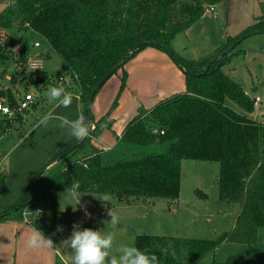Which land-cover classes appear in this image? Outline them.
Here are the masks:
<instances>
[{"label":"trees","instance_id":"trees-1","mask_svg":"<svg viewBox=\"0 0 264 264\" xmlns=\"http://www.w3.org/2000/svg\"><path fill=\"white\" fill-rule=\"evenodd\" d=\"M222 1L9 0L0 11V60H14L16 72H23L29 83L45 86L51 81L48 74L39 70L26 73L28 41L35 33L60 57L58 75L69 76L76 85L84 109L108 71L116 67L117 73L146 46L170 55L185 73L186 89L151 108L140 107L125 126L115 150L92 148L89 156L70 161L49 178L42 176L43 169L39 170L28 199L15 208L0 211V220L30 203L42 208V202H49V211L34 216L31 223L51 237L59 233L56 229L61 194L73 181L80 182V200L89 210L99 207L95 197L101 193L120 201L155 202L164 198L173 202L181 193L184 159L218 161V199L239 206L232 227L215 239L140 233L135 237V246L155 254L159 264H199L223 243L238 242L249 247L212 264H236L241 260L244 261L239 264H264V250L256 247L258 231L264 226V117H254L256 96L224 70L236 53L237 44L264 32V18H256L238 34L227 36L216 52L204 57H183L171 44L208 7ZM13 28L19 30L21 41L16 54L10 34ZM144 39L149 43L135 49ZM125 85L124 71L120 91ZM97 92L86 118L95 124L92 135L112 126L110 114L119 98L117 95L109 111L95 122L91 107ZM4 97L12 108L18 104L19 98L11 91L0 93L3 102ZM90 139L88 136L75 148L71 145L51 162L62 153L66 156L89 146ZM68 149L71 150L66 152ZM6 179V170L0 172V196ZM195 193L208 198L200 188ZM165 248L167 254L163 252Z\"/></svg>","mask_w":264,"mask_h":264},{"label":"rangeland","instance_id":"rangeland-1","mask_svg":"<svg viewBox=\"0 0 264 264\" xmlns=\"http://www.w3.org/2000/svg\"><path fill=\"white\" fill-rule=\"evenodd\" d=\"M9 0H0V11ZM214 10L206 12L187 31L179 33L171 42L173 48L183 57L199 58L213 54L226 41L227 36H234L242 29L252 24L256 18H264V0H223L217 3ZM218 15L215 17V14ZM14 46V54L17 53L21 44L20 33L17 28L10 30ZM40 41L41 46L35 47L33 43ZM29 54H36L43 58L44 69L42 71L51 77L50 83L45 86L30 82L24 78L23 72H16L15 62L12 59L0 60V93L4 95L11 91L20 98L27 93L34 92L37 101L33 106L24 111L17 110L13 116L0 113V172H7L6 186L0 197V209L15 208L20 202L24 203L30 196V186L39 170L43 169V177L49 178L70 161H74L78 151L70 152L62 157L58 156L50 166L46 167L49 161H43L42 157L50 150L51 158L59 154V144L63 139L62 133L58 131L59 121L49 122V127L36 128L37 122L48 113L55 115L54 106L56 102H49L46 96L48 87L59 86L60 82L70 80L67 75H58L61 67V59L57 53L49 46L47 41L35 33H31L28 41ZM228 64L224 66L232 78L241 82L246 90L252 95H260V101L256 102V110L259 119L264 115V32L255 33L242 40L234 50ZM221 56V54H219ZM16 56V55H15ZM30 69L26 64V73ZM37 71V70H33ZM16 75V80L11 78ZM67 84V83H66ZM254 87L256 89H254ZM4 103H7L4 97ZM1 101V99H0ZM3 102V101H2ZM17 108V105L15 109ZM256 116V117H257ZM92 136V134L90 135ZM29 147H33V153L27 152ZM65 148V147H64ZM162 147L161 150H164ZM115 150V148L113 149ZM46 151V152H45ZM61 152V151H60ZM63 152V151H62ZM21 157V158H20ZM51 160V159H49ZM220 171L218 161H207L197 159H184L182 168L181 193L178 202H170L168 199L157 198L155 207L150 203L151 213L143 214L145 208L141 205L131 204L126 201L116 200L112 197V205L107 204V208L112 206L119 217V224L115 230V240L111 253L119 255L122 246L135 245L136 234L147 230L151 234H164L175 236L199 237L215 239L222 232L229 230L233 225L234 217L239 212L237 203L227 205L218 199L217 177ZM32 177V178H31ZM31 178V179H29ZM200 188L208 194L204 199L196 195L195 189ZM168 202V204H166ZM153 203V202H152ZM127 205L129 208H127ZM177 212L174 209H177ZM13 206V207H12ZM25 207V206H24ZM36 207L32 204L31 208ZM41 207L46 213L51 208L49 202H42ZM84 204L70 197L64 196L59 203V226L64 231L58 233L62 240L68 238L73 226L72 216L83 217L85 224L83 228L101 230L102 232L112 231L104 221H110L111 217L106 215L105 208L99 201V207L90 210V218L85 215ZM22 208L14 212L22 214ZM63 210V211H61ZM74 213V214H73ZM89 213V212H88ZM95 214V215H94ZM143 228V229H140ZM146 228V229H145ZM141 230V231H138ZM249 246L244 243L226 242L215 251L209 253L199 264H212L216 261H225L230 255L246 250ZM256 247L264 250V226L258 231ZM57 248L62 250L61 244ZM63 254L68 257L71 250L63 246ZM47 249L31 251L22 248L19 256L14 254L12 261H4V264H13V260L23 263V259L28 264H56L52 250L47 253ZM36 252V256H35ZM47 258V259H46ZM237 262L239 264L243 262ZM57 264H64L58 260ZM69 264V260H68Z\"/></svg>","mask_w":264,"mask_h":264},{"label":"crops","instance_id":"crops-1","mask_svg":"<svg viewBox=\"0 0 264 264\" xmlns=\"http://www.w3.org/2000/svg\"><path fill=\"white\" fill-rule=\"evenodd\" d=\"M217 15L218 13L215 14V17ZM123 69H120L117 73H114L108 78V80L97 92L91 107L92 115L94 117V121L96 122L109 111L113 101L117 95H119L118 104L112 109L110 114V116L113 118L112 126L110 128H104L100 132L97 131L95 134H93L90 139L89 146L79 150L76 158L89 156L92 153V148H98L102 150V148L105 146L115 147L118 144L119 138L121 137L125 126L138 113L140 107L151 108L162 99L172 96L176 93H181L186 89V78L182 68L170 57L167 52L154 46H146L143 48L135 57L130 59L125 64ZM124 71L126 72V85L120 91ZM59 86H63L66 91H69L73 94V102L68 108L58 106L56 103L53 107L56 112L55 115L67 116L69 119H75L80 113L84 114V105L80 99L77 87L72 82V80H68L67 78L66 82H60ZM256 116L257 114L254 112V117L259 119L258 116ZM94 127L95 124L91 123L92 131ZM57 128L58 131H65L62 133L61 138L63 139L59 144V153L66 150L71 145L79 142L74 137H69L67 135L66 129H61L58 127V125ZM33 149V147H29V150L25 153L30 152L31 155V153H33ZM46 151L47 153L44 154L42 160L49 161L46 164V167H48L51 165V160L54 157L51 158L53 153H51L50 156H47L49 155L50 150ZM65 192L66 191L62 192L60 200L64 198V196L72 197L70 193ZM178 199L174 202L177 203ZM126 203L129 205V207H132L133 205L131 204L133 203L136 205H141L143 208H145L146 210L142 218H145L147 213L157 215L154 211H151L150 206L152 205L155 207L156 205V203H152L151 200L131 199L126 201ZM17 204L21 203L18 202ZM166 204H168V202ZM128 205L127 208H129ZM179 207L180 205L177 209H174L175 212L178 211ZM85 208L87 209V212L90 213V210L84 205L83 209ZM2 210L0 209V211ZM33 228L36 227L32 223L24 221L23 214L19 215L13 213L8 219L0 220V264H4V261H12L11 257L13 258L14 254L16 257H18L22 248L27 249L25 246V241ZM143 231L144 232L142 233H148L147 230ZM51 238L56 245L61 244L62 236L55 234L52 235ZM61 247L62 250H65L63 249L62 244ZM37 250L39 251V249L31 251ZM62 250L58 249L57 247L52 250V253L55 256L56 264L58 260H62L64 264H68V260L63 254ZM50 251L48 250L47 253L49 254ZM23 262L28 264L27 262L30 261L23 259ZM13 264L23 263H20L19 261L17 262V260L14 259Z\"/></svg>","mask_w":264,"mask_h":264},{"label":"clouds","instance_id":"clouds-1","mask_svg":"<svg viewBox=\"0 0 264 264\" xmlns=\"http://www.w3.org/2000/svg\"><path fill=\"white\" fill-rule=\"evenodd\" d=\"M46 96L48 101L56 102L58 106L68 108L72 105L73 94L63 86H50L47 89ZM59 121L58 127L67 130L69 137H74L77 141H83L90 134L91 123L87 121L85 115L80 113L75 119H69L67 116L53 115L52 113L45 114L36 124V128L49 127L50 121ZM80 182L73 181L65 193H70L71 196L80 204V197L83 196L80 191ZM97 200L105 208L107 216H110V221H104L107 227L112 231L102 232L101 230H93L91 228L81 229L80 224H73L71 235L62 240L61 244L71 250V255L68 257L69 264H159L158 257L150 253L149 250L133 245L122 246L119 249V255H113L111 250L115 240V230L119 224L113 206L107 208V204H111L112 197L110 194L101 193ZM85 215L90 218L91 214L84 209ZM39 213V212H37ZM62 226H58L56 232L62 233ZM55 235V233L53 234ZM25 246L29 250L48 249L53 250L57 247L51 237H46L45 234L38 228H33L27 236ZM167 254L168 249H163Z\"/></svg>","mask_w":264,"mask_h":264},{"label":"built area","instance_id":"built-area-1","mask_svg":"<svg viewBox=\"0 0 264 264\" xmlns=\"http://www.w3.org/2000/svg\"><path fill=\"white\" fill-rule=\"evenodd\" d=\"M214 9H215V5H211L210 7L207 8L206 12H210ZM34 46L37 48L40 47L41 42L35 41ZM27 66L30 70H43L44 69V60L39 55H36V54L29 55ZM257 100H258V102L260 101L259 96H256V102H257ZM35 102H36V99H35L34 92L27 93L24 96L20 97L18 99V104H17L16 109L12 108L9 104L0 101V113L3 115L13 116L17 110L24 111V110L30 109ZM112 149H113L112 146H105L104 148H102L103 151H110ZM31 207H32V203L26 205L22 209L24 221L30 222V223H31L34 216L44 212L43 208H36V207L31 208ZM37 212H39V213H37ZM72 223L73 224L78 223V224H80V226H83L85 224V220L83 217H77L76 215H73L72 216Z\"/></svg>","mask_w":264,"mask_h":264},{"label":"water","instance_id":"water-1","mask_svg":"<svg viewBox=\"0 0 264 264\" xmlns=\"http://www.w3.org/2000/svg\"><path fill=\"white\" fill-rule=\"evenodd\" d=\"M149 43V40L148 39H144V40H142L141 42H139L137 45H136V47H135V49H137V48H140V47H142V46H144V45H147ZM233 47V46H232ZM115 71H116V67H114V68H112L110 71H108V73L106 74V76L98 83V85L95 87V89L93 90V93H92V97L95 95V93L98 91V89L108 80V78L110 77V76H112L114 73H115ZM92 97H91V99L87 102V104H86V106H85V109H84V115H85V117L87 118L88 117V115H89V110H90V105H91V100H92ZM90 123H91V121H89ZM91 132H92V129L90 130V134H91ZM90 134H89V136H90ZM87 138H85L84 140H86ZM83 140V141H84ZM83 141H79V142H77V143H75L74 144V146H73V148H75V147H78ZM71 149H68L66 152H69ZM65 155V153L62 155V156H64Z\"/></svg>","mask_w":264,"mask_h":264}]
</instances>
